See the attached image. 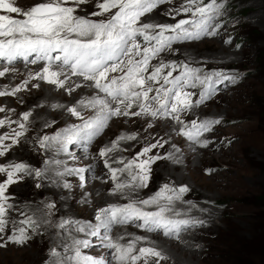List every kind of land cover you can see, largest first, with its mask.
Masks as SVG:
<instances>
[{"label": "rangeland", "instance_id": "rangeland-1", "mask_svg": "<svg viewBox=\"0 0 264 264\" xmlns=\"http://www.w3.org/2000/svg\"><path fill=\"white\" fill-rule=\"evenodd\" d=\"M13 2L15 6L20 7L23 11H27L40 3L47 2V0H13ZM185 2L186 0H172L171 3L159 5L151 13L141 17L140 23L175 24L180 19L192 20L194 18L191 13H182L176 16L175 19L166 15L169 10L178 8ZM218 2L223 7L220 15L213 21L216 35H202L197 40L174 43L173 51L161 54V58L165 62L187 63L189 67L199 68L204 73L222 72L229 77L235 78V82L226 80L222 83H216L214 85L215 90L212 91L211 95L202 104L181 116L185 123L189 125L193 120L202 122L218 119L220 121L219 124L212 125L211 131L204 133L200 137L202 141H208L206 146L199 144L202 148L204 147L203 149L206 148L207 150L208 148L206 156L204 155L203 158L201 156L197 158L191 157V159L187 158L188 155L194 152L191 146L195 144L182 134H179L181 126L170 118H161L153 121L151 117L143 116L112 117L108 122V126L102 133L92 138L94 139L93 143L83 152L87 155L83 156V161L80 162L79 167L90 169L92 166L91 172L93 174L90 175L91 172H86L84 184H81L79 178L75 176H72L73 178L70 177L71 180H67L72 185L70 190L65 189L67 205L64 207L70 209L69 213H66L67 215L62 214L60 210L62 206L61 197L56 196L47 189V183L44 179L27 176L10 185L7 190L6 194H9L11 197L10 203L14 206L16 205L14 207L15 210L9 214V216L11 215L10 219L19 222L24 218L25 213L34 217L33 213L25 210L26 206H32L36 207V211L43 218L42 221L51 219L57 224L63 218L72 221L79 218V221H83L85 224H97L98 221L95 220V215L100 208L97 207L98 209L92 212L89 208L84 209L77 204H74V207L68 205L69 199L70 202L74 200L75 194H73V189L75 187V179L80 183V188H84L85 195H88L86 182L89 180L93 182L91 185L92 191H95V188L101 186V184H105V186H109L107 192L110 193L113 190L114 182L111 180L110 173L102 166L103 162L97 155L98 151L116 141L120 136L134 134L137 138L126 141L129 143L125 144L126 147L121 148L122 153L116 158L117 160L122 157L127 163L136 158L144 146L149 143H155L157 140L163 138L166 141L164 147L153 149L149 155L159 154L161 156H168L171 153V156L168 159L159 160L151 165V179L148 182V186L138 190L139 194L135 196L136 199H148L159 191L164 184H169L177 189L179 187H187L188 191L182 195L181 199L174 201L172 205L187 206L193 209L194 213L192 212L193 214L190 215L191 218L182 215L173 216L167 213L170 218L198 222L199 217L201 218V215L198 214L204 205L216 210L219 214L215 219L218 227H210L209 232L203 231L208 229V224L199 225L200 223H196L182 226L183 234L187 233L191 237L193 232L200 231L198 235L199 240H202L204 237L207 241L205 244L202 242L195 244L196 248L200 249L203 247L204 249H201L200 255L193 264H264V62L262 61L263 56H261V50L264 49V0H218ZM97 3L98 0H87L86 3L76 6L72 3V0H69L66 6H76L75 15L97 22L107 20L117 11V9H112L103 16H93V12L99 11L96 7ZM203 3L207 5L211 3V0H203ZM0 14L10 15L14 19L25 18L21 14H8L2 10H0ZM228 41H231V43H228ZM141 42L143 41L141 40ZM58 53L56 55H59ZM20 63L12 66L16 71L6 73L4 77H0V81H11L14 88L19 87L18 84L23 85L25 80H29V73L34 75L38 72L35 71L36 67L45 66L46 64V62H42V64L40 61L38 63L41 65H25L22 62ZM54 63L59 64L60 62L54 61ZM156 63H158L157 60L152 61V64ZM5 66L6 63L2 62L1 67ZM40 69L42 68L40 67ZM65 71L68 72L69 70L65 68ZM149 71H151V68ZM9 74L10 77H7ZM120 74L119 72L109 73V79ZM174 75H179V72H175ZM32 84H39L40 86L37 88ZM30 86L33 87V92L39 93L40 96L26 94L22 98L19 97L21 101L19 100L17 103V108L20 104L32 113L30 117L39 114L38 110L40 109H38V106L43 98L41 94L45 95V92L50 87V90L55 93L54 96L58 95L57 97L60 102L63 95L71 101L73 98L75 100L80 98L82 92H84L80 91V87L77 88L76 85H70L69 88H73L74 91L69 94V88L66 85L61 88L57 85H50L46 81L36 79L29 80V83L23 88L25 92H27V87ZM95 91L93 92L96 97H104V94L100 93L98 89ZM186 91L194 93L193 102L195 103L199 99V93L202 91V88L186 89ZM82 99H86V97H81ZM70 107H73L70 103L65 104L64 115L61 114L63 110H60V113L57 110L56 113L58 114L56 116L51 115L48 119H43L47 126L44 127L42 135L38 134L39 131L35 134L34 128H30V136L24 139L25 141L29 140L27 142L29 145L26 146L23 142L15 144L9 156L10 162L5 163L4 161H7V159H0V165L22 162L32 168L43 170L46 164L45 161L49 159H43V155L47 156V154L45 150L40 149L38 140L44 135L55 136L58 133H64L77 122V125L83 123L81 119L75 118L74 115L67 111ZM52 109L54 110V108H51L50 111H53ZM42 110L47 111L46 108ZM136 110L138 109L133 107L131 111ZM81 113L88 119L97 114V109L81 108ZM18 114H16V119L21 121V117ZM66 114H68L67 117L71 114L73 121L64 124L60 120L63 116L66 117ZM150 122L153 123L152 128H148V123ZM28 130L27 128L26 131L29 133ZM33 134H35V139ZM122 142L118 144L119 149ZM116 153L114 152L113 154ZM145 158L140 157L141 160ZM175 158L177 159V163L174 162ZM100 160L101 162H99ZM74 161L71 159V162ZM99 164L103 169L100 168ZM112 165L115 164L113 163ZM69 167H77V165H70ZM5 178L6 175L0 174V182H4ZM38 183L40 187H36ZM223 184H228L231 187H223ZM97 199L99 201V197ZM49 203L56 205L53 210V216L51 215L50 217L46 216V205ZM107 204V202H104L101 208L107 207ZM89 212L90 214H88ZM73 216L74 218L71 219L70 217ZM199 221L201 222L202 219ZM139 223L137 221L128 225H120L119 228L125 231L133 229L134 233L138 232L150 235L155 240L165 239V241H175L177 238V236H164L162 230L161 232H147L143 228L138 227ZM9 227L11 228V224ZM9 227L5 234L0 237V243L6 241L4 243L6 246L0 247V264H50L52 260V257H50L51 250L53 248L58 250L60 247L55 242L56 239L54 240L55 237L58 238L60 229L55 234L56 236L52 237L54 241H51L50 225L42 223L38 231L29 232L31 239L26 243L17 244L7 239L11 235ZM119 228L111 226L108 230L101 229L100 236H90L89 247L87 249L83 248L82 253L93 258L96 257L98 260H104L106 264L118 263L114 252L105 248L104 244L106 243L105 238L112 233L117 235V229ZM211 243H216L217 247H209V249L208 246ZM139 248L140 246L136 243V253H138ZM161 251L163 252V250ZM163 254L167 259L160 261V264H176L172 257H168L165 252ZM138 264H144L143 259ZM149 264H155V258L149 257Z\"/></svg>", "mask_w": 264, "mask_h": 264}, {"label": "snow or ice", "instance_id": "snow-or-ice-1", "mask_svg": "<svg viewBox=\"0 0 264 264\" xmlns=\"http://www.w3.org/2000/svg\"><path fill=\"white\" fill-rule=\"evenodd\" d=\"M86 2L87 0H72L76 6ZM171 2L172 0H98L96 7L99 11L93 12V16H103L112 9L117 11L107 20L97 22L75 15L76 6H66L69 0H47L27 11L15 6L13 0H0V10L8 14L18 13L25 17L14 19L10 15L0 14V60L7 62V65L0 69V77H4L10 71H16L12 65L17 58L27 59L35 54L37 59L33 63L45 61L46 64L34 75L29 73V80H43L50 85L63 88L69 79L65 72L67 68L72 76L94 82L90 86L104 94V97L97 96L87 101H79L83 109H97V114L92 118L86 119L75 106L68 108L67 111L81 119L83 123L55 136L44 135L38 140L40 149L45 151L55 149L56 155L63 152L75 160V155L68 151V145L92 140L103 132L112 117L119 116L151 117L153 121L170 118L181 126L179 134L195 144L207 145L208 141H202L200 137L211 131L212 125L219 124L220 121L193 120L189 125L181 116L202 104L215 90L216 83L226 80L235 82V78L222 72L204 73L199 68L189 67L187 63L165 62L161 54L173 51L174 43L197 40L202 35H216L213 21L220 15L223 5L218 0H211L207 5L203 0H186L180 7L169 10L166 15L175 19L182 13H191L194 19H180L175 24L140 23L141 17L151 13L159 5ZM55 52H60L62 55L53 56ZM154 60L158 63L152 64ZM54 61L60 63L54 64ZM116 72L121 74L109 79V73ZM175 72H179V75H174ZM61 76L65 79L61 80ZM29 80H25L19 87L0 90V97L15 95L29 83ZM39 86V84L34 85L37 88ZM81 86L76 84L77 88ZM197 87L202 88V91L199 93V99L194 103V93L186 89ZM72 91L73 88L68 89L69 94ZM133 107L138 110L131 111ZM3 112L5 108L0 107V113ZM31 115V112H25L22 116L23 122L7 120L9 127L14 123L19 127L13 128L10 133L0 135V157L5 156L12 144H17L18 138L25 135L27 128L24 122L29 121ZM5 124V120H0V128ZM152 127L153 123H148V128ZM136 138L134 134L120 136L110 146L98 151V157L115 183L111 194L123 195L129 202L100 208L95 215L97 224L79 225L75 221L65 219L56 224L51 219L40 221L27 214H24V218L17 223L10 219L9 214L15 209L10 203L11 197L6 194L10 185L26 176L51 179L55 184L57 181L48 176L49 171L60 178L63 188L70 190L72 185L64 177L76 176L83 184L86 180L85 174L90 169L68 167L66 161L55 157L45 161L49 167L43 170L32 168L22 162L0 165V174L6 175V180L0 182V237L11 224L8 241L23 244L31 239L30 231L36 232L42 223L48 224L68 233L65 239L70 241L64 245L63 256L55 248L51 250V264H106L104 260L84 255L82 249L89 247L90 241L76 239L71 235V231L96 237L100 236L101 229L108 230L113 224L126 225L139 221L138 227L145 231L162 230L164 236L171 237L178 236L182 226L202 223L176 220L167 215L172 211L173 202L181 199L188 191L187 187L177 189L164 184L148 199L131 198L132 193L148 186L151 179V165L171 156V153L168 156L149 155L153 149L164 147L166 141L161 138L155 143L144 146L136 158L127 163L122 157L111 160L109 154L118 150L117 146L121 141H131ZM10 139L12 144H6L5 141ZM140 157L146 158L141 160ZM113 163L123 167L113 168ZM124 174L126 178L121 179L120 176ZM36 187H40V184L38 183ZM154 206L158 211L145 210ZM55 207L54 203H49L46 206V216L50 217ZM105 239L104 247L114 252L118 264H138L142 259L144 264H149V257L155 258V264H160V261L167 259L161 250L152 246L140 247L136 253V243L144 239L142 237H136L126 244L120 242L124 239L123 236L115 240L111 236ZM4 246V243H0V247Z\"/></svg>", "mask_w": 264, "mask_h": 264}, {"label": "bare ground", "instance_id": "bare-ground-1", "mask_svg": "<svg viewBox=\"0 0 264 264\" xmlns=\"http://www.w3.org/2000/svg\"><path fill=\"white\" fill-rule=\"evenodd\" d=\"M18 59H16L14 61V65H18V64H21L20 62L19 63H15ZM2 62L6 63L7 65V62L6 61H3V60H0V69H3V67H1V64ZM40 67L42 68L43 66H38L35 68V71H40ZM25 69V68H24ZM27 69V68H26ZM66 72V71H65ZM68 74V77L69 79H67V84H65L67 86V88L70 87V85H76V84H81L83 83L82 87H80V91H84L82 92V98L83 97H86V99H82V100H89V99H92L95 96V93L93 91L97 90L96 88L94 87H91L90 85H92L94 82H90V81H84L83 77H79V76H72L71 75V72L68 71L66 72ZM7 77H10V74L7 76ZM63 76L60 77L61 80H64V78H62ZM2 80V79H1ZM10 82V83H9ZM19 86H21L22 84H18ZM33 86L35 84H32ZM26 87V86H25ZM12 89L14 88L11 84V81H0V90H5V89ZM33 87L30 86V87H27V92H25V90L22 88L21 91L17 92L15 95H6L4 97H0V107H3L5 108V112L3 113H0V120H5L6 121V124L4 127L1 128V131H0V135H5L7 133H10L12 131L13 128H16L18 129V124H12L11 127L8 126L7 124V120H12V121H20L18 119H16V114L19 115V117H21V122L22 121V116L25 112H29L27 109H25L24 107H22L20 104L18 105V108H17V103L19 102V97L22 98V96H26L27 95H32L35 96L36 95H39V93H36V92H33ZM51 88V87H50ZM49 90L47 92H45V95L44 94H41V96L43 97L42 98V101L40 102L39 106H38V110L39 111V114L37 116H33V117H29V121L27 122H24L26 124V128H28L29 130V133L26 131L25 132V135L18 138L19 139V142L22 143L24 145H29L27 144V142L29 141H25L24 139H26L28 136H30L31 134V130L30 128H34V131H35V134L37 131H39L38 134H41L42 135V132L44 130V127L47 126L45 125V120L43 119H48L49 117L52 116H56V113L57 110L58 112L60 110H63L61 112V114L64 115L65 111H64V107H65V104H71L72 106H75L77 107L78 111L81 112V108L79 107V101L81 100V97L78 98L77 100H75L73 98V100L69 101L68 98H66V96H62V101L60 102V100L58 99V95L54 96L55 93L52 92V90ZM75 88V87H74ZM48 89V87H47ZM96 92V91H95ZM57 94V93H56ZM40 96V95H39ZM57 97V98H56ZM60 98V97H59ZM26 100V98H24ZM39 100V99H38ZM21 101V100H20ZM55 105H59V107H54ZM115 105H113L114 107ZM15 108V110H14ZM46 108L47 111H43L42 109ZM48 108V109H47ZM51 108H54L53 111H50ZM33 110V109H32ZM13 111H16V112H13ZM60 113V112H59ZM36 115V114H35ZM68 114H66V117L63 116V118L60 120L62 122H64V124H66L67 122H70V121H73V117L71 116V114H69V116L67 117ZM83 115V114H82ZM18 117V118H19ZM72 117V118H71ZM75 118H77L76 116H74ZM85 117V116H84ZM79 120V119H78ZM147 123V122H146ZM77 123L74 124L77 125ZM62 126V125H61ZM69 126V125H68ZM66 129V128H65ZM70 129V127H69ZM160 129V128H159ZM65 131V130H64ZM175 131V130H174ZM173 131V132H174ZM178 131V129H177ZM51 133V132H50ZM153 133V132H152ZM35 134L34 135V139H35ZM52 134V133H51ZM40 135V136H41ZM38 137V136H37ZM24 140V141H23ZM32 141V140H31ZM6 144H12V141L11 139L6 141L5 142ZM19 143V144H20ZM129 142H126V141H123L122 144L120 145V149H119V145L117 146V152L116 154H109L110 155V158L111 160H116V158H118V156L122 153L121 152V148L122 147H126L125 144H127ZM187 144V143H186ZM195 144V143H194ZM14 145L15 144H12L11 148L9 149V151L5 154V156L3 157H0V159H7V161H4L5 163H9L10 160H9V156L11 155L12 151H13V148H14ZM33 145H34V142H33ZM111 144L107 145V146H110ZM184 146V145H183ZM183 146H181L183 148ZM19 147V146H18ZM30 147V146H29ZM74 146H72L73 148ZM193 149H194V152L190 155L187 156L188 159H191V157H198V156H201V158H203V156L206 154V148L203 149L202 146H200L199 144H195L194 146H191ZM186 150V149H185ZM84 151H82L81 149L77 152V154L75 155L76 159L74 162H71V157L68 156L67 154H64L63 152H61L59 155H56L55 154V149L53 150H48L46 151V154L47 156H45V154L43 155V159L46 158V159H51L53 157H55V159H59V160H62V161H66L67 163V166L69 167L70 165H77V167L80 166V162L83 161V156L84 155H87V154H84L83 153ZM185 152V151H184ZM176 158L177 156L174 155ZM206 156V155H205ZM175 158L174 162L177 163V159ZM16 160V159H15ZM213 160V159H212ZM2 161V160H1ZM203 161V160H202ZM101 162V160L99 161ZM214 162V161H213ZM85 163V162H84ZM3 164V163H2ZM12 164V163H11ZM115 165H112L113 168H116V167H123V165H119L117 163H114ZM177 165V164H176ZM100 166V164H99ZM103 166V165H102ZM49 166L47 164L44 165V169L48 168ZM92 167V166H91ZM90 167V170L88 172H91L93 168ZM178 167V166H177ZM101 169H103L101 166H100ZM93 174V172L90 173V175ZM5 175V174H4ZM3 176V175H2ZM48 176L52 177L53 179H56V183H52L51 182V179H44L45 182L47 183V189L51 192V193H54L56 196H60L61 197V208L60 210L62 211V214H66V213H69V210L70 209H66V205H67V199H66V195H65V188L62 187V183H61V180L60 178H57L54 176V174L49 171L48 172ZM27 177V176H26ZM70 177L72 176H66L64 177V179L67 181L70 179ZM76 177V176H75ZM94 177V176H93ZM73 178V177H72ZM121 179H125L126 178V174L120 176ZM4 179V178H3ZM6 179V178H5ZM28 180V178H27ZM26 180V181H27ZM71 180V179H70ZM41 181V180H40ZM73 182V181H72ZM75 187L73 189L74 193V200H72L71 202L68 200V205H70V207H74V204L76 205H80V207L82 206L84 209H88L92 212H95L96 209L98 208H101L103 205H104V202H107L108 204L106 206H109L111 204H118V205H123V204H126L129 202L128 199H125L123 195H120V194H117V195H112L111 192L108 193L107 190H108V187L109 186H105L101 184V186H98L97 188H95L96 190L95 191H92L91 189V185L93 184V182L91 180H89L88 182H86V189L88 190V195H85L84 193V188L81 189L80 188V183L77 181V179H75ZM111 182V181H110ZM28 183V182H27ZM14 184V183H13ZM45 184V183H44ZM84 184V182H83ZM110 184V183H109ZM50 185V186H48ZM12 187V186H11ZM82 187V186H81ZM112 187V186H111ZM223 187H226V188H230L231 186L228 185V184H223ZM42 188V186H41ZM93 188V187H92ZM115 188V183H114V187L113 189ZM9 189V188H8ZM49 192V193H50ZM72 193V192H71ZM69 193V194H71ZM16 194V193H15ZM19 194V193H18ZM139 194V191H136L135 193H132L131 194V198L132 199H136L135 196H137ZM152 194V193H151ZM9 195V194H8ZM97 197H99V201L97 199ZM135 197V198H133ZM72 198V197H71ZM148 198V197H146ZM15 200V199H14ZM33 200V199H32ZM128 201V202H127ZM24 202V200H23ZM36 202V201H35ZM34 203V202H33ZM37 204V203H36ZM38 204H40L38 202ZM21 205V204H20ZM99 205V206H98ZM16 206V205H15ZM14 206V207H15ZM41 206V205H40ZM39 206V207H40ZM47 206V205H46ZM65 206V207H64ZM76 207V206H75ZM98 207V208H97ZM105 207V206H104ZM79 208V206H78ZM76 208V209H78ZM172 208V211L169 212L168 214L169 215H176V213H179V216H186V217H190V215H192L194 212L192 211L193 209H190L189 207L187 206H182V205H172L171 206ZM192 208V207H191ZM19 209V208H18ZM21 209V208H20ZM44 209V208H43ZM57 209V208H56ZM148 211H158V208L157 207H151V208H146ZM25 210L29 211L30 213H33L34 214V218L35 219H38L40 221L43 220V218L41 217V215L36 211V207H32V206H26L25 207ZM75 210V209H74ZM73 211V210H72ZM76 211V210H75ZM80 211V209H79ZM196 211V209H195ZM201 212H199L198 215H201V218L199 217V220L202 219V223H200L199 225H203V224H208V229L206 230H203L204 232H209V229L210 227H218L216 222H215V219L219 216L218 212L214 209H211L209 208L208 206H202L201 209H200ZM81 212V211H80ZM83 212V211H82ZM87 212V211H86ZM193 212V213H192ZM26 214V213H25ZM80 214V213H79ZM90 214V212L88 213ZM16 215V214H15ZM19 215V214H18ZM67 215V214H66ZM70 215V214H69ZM68 215V216H69ZM32 216V215H31ZM53 216V215H52ZM86 216V215H85ZM88 216V215H87ZM93 216V214H92ZM196 217V215H194ZM11 217V215H10ZM20 217V216H19ZM65 217V216H64ZM177 217V216H176ZM13 218V217H12ZM23 218V217H21ZM71 219L74 218L73 217H70ZM89 218V217H88ZM86 218V219H88ZM191 218V217H190ZM64 219V218H63ZM81 219V218H80ZM83 219V218H82ZM197 219V218H195ZM18 220V219H17ZM55 220V219H54ZM62 220V219H61ZM198 220V222H200ZM19 221V220H18ZM57 222V221H56ZM75 222H77L79 225H85V223H83V221H79V218L78 219H75ZM18 223V222H17ZM58 224V222H57ZM132 224V223H130ZM128 225V224H126ZM114 228H119L120 225L118 224H113L112 225ZM201 227V226H200ZM69 228H72V226H69ZM130 228V227H129ZM206 228V227H205ZM9 229H11L9 227ZM219 229V228H218ZM7 230V229H6ZM50 230V233H51V241L53 240L52 237L56 236L55 234L58 233L59 229L57 228H54V227H51L49 228ZM118 230V233L117 235L115 234H111L110 236L112 237V239H117L121 236L124 237L123 240H121L120 242L123 243V244H126V243H129V242H132L133 240H135L136 237H142L144 239L140 240L139 242H137V244L141 247V246H152V247H156L158 250H163V252H165L168 257H172L176 264H193L195 263V260L198 258V256L200 255V251L201 249L203 250L204 248L201 247L200 249L196 248L195 247V244L197 242H202V243H206L207 241L205 240V238L203 237L202 240H199V232H193L191 231V237L187 234V233H184L183 234V230L181 228V231H180V234L177 236L176 240L175 241H165V239L163 240H155L154 238L152 239L150 237V235H146V234H140L138 232H135L132 231L133 229H129L128 231H125V230H121L120 228L117 229ZM202 230V229H201ZM214 230V229H213ZM217 230V229H215ZM156 232H161L160 231H156ZM211 232V231H210ZM220 232V231H219ZM214 233V231H213ZM218 233V232H216ZM215 233V234H216ZM203 234V233H202ZM43 235V234H42ZM71 235L72 236H75L76 239H87L89 240L91 237L86 235L85 233H81V232H76L74 230L71 231ZM206 236V234H204ZM5 236V235H4ZM68 236V233L64 232L63 230H60L59 231V234H58V238L55 237L54 240L55 242H57L59 244V248H58V252L61 253V255H65L64 253V245L65 243H68L70 242L69 240H66L65 237ZM162 236V235H161ZM210 237V236H209ZM43 239H44V236H43ZM53 240V241H54ZM33 241V240H32ZM45 241V239H44ZM6 242V241H5ZM4 242V243H5ZM100 242V241H98ZM3 243V242H2ZM9 243V242H8ZM102 243V242H100ZM9 245V244H8ZM6 246V245H5ZM53 246V245H52ZM209 247H212V248H215L217 247V244L216 243H211ZM7 248V247H6ZM12 248V247H11ZM4 249V248H3ZM87 249V248H85ZM210 249V248H209ZM19 250V249H18ZM21 251V250H20ZM25 252V251H24ZM27 252V251H26ZM9 253V252H8ZM12 254V252H10ZM14 253V252H13ZM21 253V252H20ZM23 253V252H22ZM21 253V254H22ZM174 253V254H173ZM10 254V255H11ZM24 254V253H23ZM48 254V253H47ZM71 254V253H69ZM136 254V253H135ZM18 256V255H17ZM51 257V256H50ZM48 258V257H47ZM9 259V258H8ZM45 259V258H44ZM169 260V259H168ZM172 260V259H171ZM6 261V260H4ZM9 261V260H8ZM52 261V260H51ZM51 261H50V264H51ZM142 261V260H141ZM140 261V262H141ZM139 263V262H138ZM143 263V262H142ZM17 264V263H16ZM113 264H118V263H113ZM162 264V263H161ZM174 264V263H173Z\"/></svg>", "mask_w": 264, "mask_h": 264}, {"label": "trees", "instance_id": "trees-1", "mask_svg": "<svg viewBox=\"0 0 264 264\" xmlns=\"http://www.w3.org/2000/svg\"><path fill=\"white\" fill-rule=\"evenodd\" d=\"M261 56H263L262 61L264 62V49L261 50ZM264 64V63H263Z\"/></svg>", "mask_w": 264, "mask_h": 264}]
</instances>
